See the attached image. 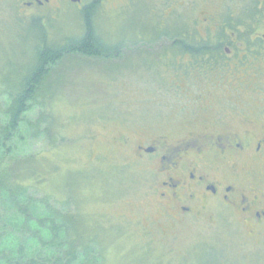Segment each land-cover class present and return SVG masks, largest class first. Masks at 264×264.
Returning <instances> with one entry per match:
<instances>
[{"label": "rangeland", "instance_id": "374dc122", "mask_svg": "<svg viewBox=\"0 0 264 264\" xmlns=\"http://www.w3.org/2000/svg\"><path fill=\"white\" fill-rule=\"evenodd\" d=\"M111 2L98 9L96 25L107 42L125 43L120 57L73 56L56 66L47 81L50 89L42 91L27 116L34 126L45 116L42 128L53 124L56 132L32 138L27 130L21 152L49 149L46 159L58 164L63 178L75 186L57 195L69 200L76 191L80 212L110 235L106 264H264V237L249 239L244 228L225 217L163 233L152 193L154 178L122 142L125 137L138 140L136 132L183 135L190 120L204 113L189 111L198 106L192 97L195 85L178 89L173 66L158 61L166 44L159 39L161 29L180 18L161 36L176 35L185 27L186 34L191 22L209 13L238 12L248 0H179L181 7L173 13L164 0L139 1L127 11L119 6L121 0ZM22 9L16 3L15 16L10 3L0 2V113L9 104L7 87L20 83L41 45L40 29H31L32 20L20 14ZM45 30L57 42L83 34L81 20L72 13L45 21Z\"/></svg>", "mask_w": 264, "mask_h": 264}, {"label": "flooded vegetation", "instance_id": "af4514ba", "mask_svg": "<svg viewBox=\"0 0 264 264\" xmlns=\"http://www.w3.org/2000/svg\"><path fill=\"white\" fill-rule=\"evenodd\" d=\"M105 1L0 0L12 5L15 16L17 3L20 14L44 24L59 13L76 14L83 33L86 10L95 9L96 24ZM139 1L154 0H121L119 6L127 11ZM164 1L172 13L181 7L179 0ZM221 14L191 22L184 34L189 42L166 43L158 55L159 62L173 66L178 89L195 85L198 106L189 111L204 113L190 120L183 135L136 132L138 140L122 142L154 178L163 233L225 217L259 240L264 237V0H248L242 10Z\"/></svg>", "mask_w": 264, "mask_h": 264}, {"label": "trees", "instance_id": "16d2710c", "mask_svg": "<svg viewBox=\"0 0 264 264\" xmlns=\"http://www.w3.org/2000/svg\"><path fill=\"white\" fill-rule=\"evenodd\" d=\"M94 16L95 9L90 7L84 16L82 36L63 42L51 38L41 19L32 20L31 29L33 25L40 29L41 45L20 83L5 89L9 104L0 113V264H106L110 235L80 212L75 204L76 191L70 193L69 200L57 195L69 187L75 190V186L63 178L58 164L46 159L49 149L28 155L20 146L29 131L32 138L51 137L56 132L53 124L42 128L45 116L36 126L27 117L42 91L50 89L52 83L47 81L56 66L73 56L98 60L120 57L125 43L107 42L98 33ZM160 38L166 43L178 38L183 39L181 43L189 42L184 32ZM54 98L51 94V100ZM73 203L75 208L70 209Z\"/></svg>", "mask_w": 264, "mask_h": 264}]
</instances>
